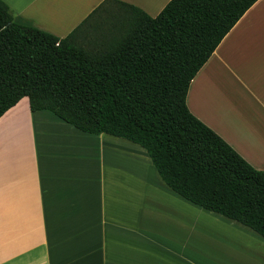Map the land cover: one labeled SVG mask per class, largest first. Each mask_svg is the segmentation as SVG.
<instances>
[{
    "label": "crops",
    "instance_id": "0c3cea01",
    "mask_svg": "<svg viewBox=\"0 0 264 264\" xmlns=\"http://www.w3.org/2000/svg\"><path fill=\"white\" fill-rule=\"evenodd\" d=\"M3 1L18 22L59 37L116 4ZM118 1L156 16L170 0ZM186 102L264 170V0L202 65ZM0 264H264V236L175 192L141 145L32 111L24 96L0 117Z\"/></svg>",
    "mask_w": 264,
    "mask_h": 264
},
{
    "label": "trees",
    "instance_id": "16d2710c",
    "mask_svg": "<svg viewBox=\"0 0 264 264\" xmlns=\"http://www.w3.org/2000/svg\"><path fill=\"white\" fill-rule=\"evenodd\" d=\"M115 1L59 37L18 22L0 0V117L28 96L32 111L131 140L175 192L264 236V170L186 102L196 73L257 0H170L156 16Z\"/></svg>",
    "mask_w": 264,
    "mask_h": 264
},
{
    "label": "rangeland",
    "instance_id": "374dc122",
    "mask_svg": "<svg viewBox=\"0 0 264 264\" xmlns=\"http://www.w3.org/2000/svg\"><path fill=\"white\" fill-rule=\"evenodd\" d=\"M127 140V139H126ZM127 158H130L129 156H127ZM130 161V160H129ZM128 159H125V163L129 162Z\"/></svg>",
    "mask_w": 264,
    "mask_h": 264
}]
</instances>
